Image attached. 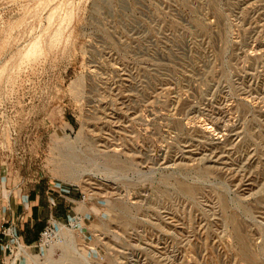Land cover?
Segmentation results:
<instances>
[{
    "label": "rangeland",
    "instance_id": "1",
    "mask_svg": "<svg viewBox=\"0 0 264 264\" xmlns=\"http://www.w3.org/2000/svg\"><path fill=\"white\" fill-rule=\"evenodd\" d=\"M40 183L7 264H264V0H0V224Z\"/></svg>",
    "mask_w": 264,
    "mask_h": 264
},
{
    "label": "crops",
    "instance_id": "2",
    "mask_svg": "<svg viewBox=\"0 0 264 264\" xmlns=\"http://www.w3.org/2000/svg\"><path fill=\"white\" fill-rule=\"evenodd\" d=\"M16 195V199H17ZM62 197V198H59ZM43 184H37L26 195L23 205L16 204L8 217L21 241L25 244L36 243L40 233L55 219H67L70 216L71 200L63 199ZM0 264H7L5 246H0Z\"/></svg>",
    "mask_w": 264,
    "mask_h": 264
},
{
    "label": "bare ground",
    "instance_id": "3",
    "mask_svg": "<svg viewBox=\"0 0 264 264\" xmlns=\"http://www.w3.org/2000/svg\"><path fill=\"white\" fill-rule=\"evenodd\" d=\"M37 44H38V42H37ZM41 48H42V46H41ZM29 50H28L29 53L26 52L27 53L26 56L34 55L35 53H37L39 51L37 45L35 47H33L32 49H29ZM36 56H37V54H36ZM36 56H34V57H36ZM56 233L61 235V237H64L65 240L63 241V245L62 246L65 247L66 253H65L63 259L60 262H54L52 259H49L48 264H58V263L60 264V263H62V261L72 260L73 254H75L77 252V249H76V247L74 245V239H73V236H72V230L67 229L64 225H62V226H59V228L56 231ZM47 242L50 244V247L52 248V245L56 243L54 241V235H51V237H49L47 239ZM31 250L32 249H30L29 246H21L20 247V252H18V256L20 255V253L28 256V255H30ZM71 263L72 264H76L74 261H71Z\"/></svg>",
    "mask_w": 264,
    "mask_h": 264
},
{
    "label": "built area",
    "instance_id": "4",
    "mask_svg": "<svg viewBox=\"0 0 264 264\" xmlns=\"http://www.w3.org/2000/svg\"><path fill=\"white\" fill-rule=\"evenodd\" d=\"M48 225L41 233L38 238V242L47 244V239L51 237L53 234L52 230ZM12 244L16 248H19L21 246H27L25 243L21 241L18 234L16 233L15 228L12 225L6 224H0V246H3L5 244ZM49 244V243H48Z\"/></svg>",
    "mask_w": 264,
    "mask_h": 264
}]
</instances>
